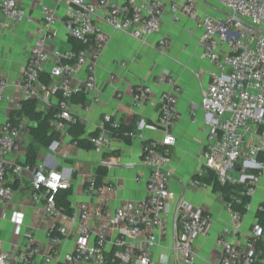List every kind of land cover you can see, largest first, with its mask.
I'll return each mask as SVG.
<instances>
[{"label":"built area","instance_id":"2783aa9c","mask_svg":"<svg viewBox=\"0 0 264 264\" xmlns=\"http://www.w3.org/2000/svg\"><path fill=\"white\" fill-rule=\"evenodd\" d=\"M210 1L218 5L220 15L200 17L198 0H70L63 27L69 38L82 44L78 48H54L58 37L57 13L51 6H42V21L35 29L29 57L14 84L16 97L19 101L35 99L44 110L51 108L54 97L51 126L58 140H64L74 121L71 98L78 92L87 95L95 87V67L109 39L102 22L144 39L160 29L166 12L171 13L174 22L182 17L199 20L200 56L211 64L207 71L209 83L200 99L207 117L203 170H212L221 186L234 187L227 199L217 192L229 220L218 238L221 252L216 264H264V227L257 218H264V0ZM0 16L5 29L33 19L19 0H0ZM170 45L171 40L163 37L156 49L164 52ZM151 84L164 89L158 99V119L147 127L162 130L163 136L148 140L142 147L141 160L149 168L146 196L124 201L109 212L111 197L123 183L96 185L94 172L85 175V183L99 204L71 202L67 218L77 224V230L72 251L63 256L65 264H107V237L114 231L122 235L117 241L120 247L112 253L115 264H154L153 250L164 231L163 215L168 203L175 199L170 188L169 161L170 147L176 140L173 129L179 118L177 104L182 89L170 73L155 77ZM8 85L7 78L0 74V106ZM150 92V84L138 85L133 98L141 102ZM28 124V119L20 116L0 120V203L14 195L8 182L9 172L16 176L28 173L31 187L41 192L44 213L51 218L47 235L50 248H55L70 231L57 222L61 211L55 205L54 194L69 188L70 183L58 170L46 169L44 163L9 161L8 156L21 149ZM108 125L116 126L118 122L106 114L97 135L89 138L96 151L109 145ZM259 191L255 220L245 237L246 243L240 244L233 237L241 233L246 212ZM242 196L250 199L245 211L237 207ZM11 221L18 232L21 213L13 211ZM212 221L208 210L185 199L177 202L174 249L183 261L192 264L196 260L195 241L209 230ZM89 222L96 223L95 227ZM52 259L47 247L41 244L29 242L11 248L0 244V264H50Z\"/></svg>","mask_w":264,"mask_h":264},{"label":"crops","instance_id":"0c3cea01","mask_svg":"<svg viewBox=\"0 0 264 264\" xmlns=\"http://www.w3.org/2000/svg\"><path fill=\"white\" fill-rule=\"evenodd\" d=\"M19 1L33 19L20 21L5 29L1 26L0 16V74L7 78L9 84L0 106V120L10 117L21 106L22 100L17 99L14 84L29 57L35 29L42 21V6H51L57 13L55 26L58 37L54 48L72 47L63 27L70 0ZM197 9L200 17L221 14L218 5L210 0H198ZM101 26L109 39L95 67V87L85 95L83 104L71 102V113L82 123L85 136L96 130L98 132L103 116L111 115L118 123L129 126L131 143L126 144L119 138L111 137L106 148L96 151L79 148L70 141L69 135L64 140H58L57 137L54 146L40 148L37 163H44L46 169L58 170L69 181L70 202H84L91 206L99 204L86 186L85 175L93 173L100 164L106 165L108 169L103 178L104 183H123L118 193L111 197L107 207L109 212L124 201L143 199L146 196L149 168L142 163V147L148 140L163 136L162 130L147 127L158 119V99L164 89L161 85L151 83L155 77L170 73L182 89L177 104L179 118L173 129L176 140L170 147L169 161L170 188L175 193V199L166 206L164 231L153 250V261L154 264H188L174 249L177 235L176 206L180 199H185L208 210L213 216L209 230L195 241L196 260L192 264H216L221 252L218 238L228 224L229 213L220 195L210 185L196 178L203 171L202 153L207 131V117L200 107V99L209 83L207 71L211 69L210 62L200 56L202 28L199 20L182 17L179 22H174L171 13L166 12L160 29L144 39H136L104 22ZM163 37L169 38L171 45L166 51L159 52L156 44ZM142 84H150L151 92L145 100L135 101L134 88ZM55 100L54 97L51 99L52 105L48 110H44L41 103L37 104V109L45 113L50 109L55 110ZM29 139L26 130L21 149L9 155V161L23 162ZM107 161L110 164H105ZM8 182L14 189V195L9 201L0 203V244L5 248L22 247L29 242L41 244L52 255L50 264H65L63 256L72 251L77 224L71 223L68 214L61 211L57 222L63 224L70 234L58 247L50 248L47 229L51 218L44 213L41 192L31 187L28 173L16 176L9 172ZM260 194L259 191L246 212L241 233L233 237L240 244L246 243L245 237L255 220V205ZM13 211L22 215L18 232H15L11 221ZM89 225L94 228L96 223L89 222ZM119 238L122 235L115 231L108 235L105 248L107 258L120 247L117 244ZM131 264L137 263L133 261Z\"/></svg>","mask_w":264,"mask_h":264},{"label":"trees","instance_id":"16d2710c","mask_svg":"<svg viewBox=\"0 0 264 264\" xmlns=\"http://www.w3.org/2000/svg\"><path fill=\"white\" fill-rule=\"evenodd\" d=\"M72 46L74 48L81 47L82 44L72 38H70ZM71 102L84 103L85 95L82 92H78L73 95ZM53 109L49 111L42 112L37 109V102L35 99L29 98L21 101L20 108L12 112V118L14 116L26 117L29 121L27 130L29 132V142L26 147V152L24 160L21 163L34 165L37 163L38 153L40 148H48L57 140V133L53 130L51 126V119L53 117ZM74 118V117H73ZM109 126L110 136L121 139L124 143L130 144L132 140V135L129 126L118 123L116 126ZM97 130L85 136V131L82 123L74 118V121L71 122L70 127L68 128V135L70 141L77 145L79 148L83 149H93L92 143H90L89 138L97 135ZM108 169L106 165L100 164L95 167V183L96 185H101L103 183V178L107 175ZM196 178L212 187L214 192H218L222 195L224 199L229 197V194L232 191L233 186H221L212 170L205 169L201 175H197ZM87 186V184H86ZM70 196L71 190L60 189L54 194L55 205L58 210L63 211L67 214L71 212L70 207ZM241 203L237 207L241 211H245L244 206L250 200L246 196H242ZM257 218L261 220V223L264 227V218L261 215H257ZM107 264H115V261L112 260V256H109Z\"/></svg>","mask_w":264,"mask_h":264},{"label":"water","instance_id":"95a60500","mask_svg":"<svg viewBox=\"0 0 264 264\" xmlns=\"http://www.w3.org/2000/svg\"><path fill=\"white\" fill-rule=\"evenodd\" d=\"M54 145H55V142L51 146H54Z\"/></svg>","mask_w":264,"mask_h":264}]
</instances>
